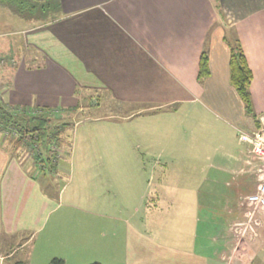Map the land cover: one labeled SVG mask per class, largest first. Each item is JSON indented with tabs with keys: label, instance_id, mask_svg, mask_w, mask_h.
<instances>
[{
	"label": "crops",
	"instance_id": "1",
	"mask_svg": "<svg viewBox=\"0 0 264 264\" xmlns=\"http://www.w3.org/2000/svg\"><path fill=\"white\" fill-rule=\"evenodd\" d=\"M29 1L35 3L31 14L0 0V33L20 37L17 59L0 54L1 101L86 113L72 118L68 146L74 126L106 118L95 116L102 109L123 111L120 118L131 121V128L134 122L154 119L157 127L170 121L167 127L173 130L186 120L193 123L191 112L201 109L225 136L204 156L205 167L192 163L181 168L177 148L162 149L168 152L164 158L156 149L158 156H153L149 148L155 139H164L161 130L159 136H142L146 146L136 149L134 169L74 168L70 151L54 170H37L0 132V264H47L53 256L74 264H217L220 258L202 250L199 237L213 235L218 224L224 225L229 245L223 264H249L246 257L257 252L244 244L237 254L233 239L244 220V239L264 250V207L247 199L259 181L250 173L248 145L239 139L241 131L256 127L230 83L228 61L230 46L239 43L252 71L249 91L256 121L264 130V0ZM13 39L4 44L6 49L13 47ZM203 49L209 74L198 80ZM84 98L87 104L79 105ZM147 160L157 164L147 166ZM123 171L134 174L125 186L117 180ZM177 176L198 179L196 186L183 183L186 199L177 207L187 241L171 244L163 239L162 232L169 231L164 224L158 231L148 225L150 219H160L153 213L165 208L164 190L175 184L168 178ZM200 208L213 214L202 221L215 226L203 235L193 212ZM94 209L101 210L99 218L116 221L100 219L97 233L91 234L88 213ZM105 209H122L128 216L116 218ZM252 212L256 216L250 221ZM115 223L124 226L121 234ZM92 251L104 257L90 255ZM262 259L264 263V255Z\"/></svg>",
	"mask_w": 264,
	"mask_h": 264
},
{
	"label": "rangeland",
	"instance_id": "2",
	"mask_svg": "<svg viewBox=\"0 0 264 264\" xmlns=\"http://www.w3.org/2000/svg\"><path fill=\"white\" fill-rule=\"evenodd\" d=\"M13 26V25H12ZM15 26V25H14ZM14 38V43H11L13 47L7 49L4 47V44H7V41L9 39ZM20 37L15 34L11 35L9 33H0V54L5 55V54H12L14 57L17 59L19 56L18 50L15 49L17 47V44L19 41ZM17 42V43H16ZM33 49H31L32 51ZM29 50V52H31ZM46 53V50L43 51ZM38 61L43 62V58L38 57ZM43 66V65H42ZM42 68V67H41ZM5 77V76H3ZM95 98V97H94ZM97 98L93 99L92 101H96ZM86 105L87 104V99H80L79 100V105ZM53 112V116L55 118L54 122L55 123H61V122H66L68 125L72 123L74 119L72 118H80L83 115H86V113H82L81 111H78L76 109L74 110H68L66 109H56ZM76 112V113H75ZM81 112V113H80ZM85 112V111H84ZM115 113L117 116H114ZM98 114L101 117H106V118H101V120H82L78 123V125H75L73 128V134H72V145L68 146L64 144L61 148L62 152L60 155L64 157L66 153H69L71 151L72 154H74L73 159H74V168H92V169H98V168H120L121 170L124 169H134L135 161L136 158L134 156H139V150L137 151L136 149H141L146 146L145 141L142 136L145 138H150L151 136H159L161 130H164V139H155L153 147H150L149 150L153 148V156H158L157 150H161V157L164 158V152L166 151H172L175 148H177L176 151H181V163L179 164L181 168H187L189 164L192 165V163H195L197 166L203 165L204 167L207 165V161H205L204 156L211 152L213 150V145H218L219 143H223V137L225 134L223 131L220 130L218 126H215L212 122H210L209 115L199 109L198 111L191 112L192 118H195L193 123L191 121L186 120L185 123L182 125L180 124L179 127H177L175 130L173 128H168L167 126L171 123L169 121V124L164 127V125L157 127L158 122H155L154 119H144L142 121L134 122L133 126L134 128H131V121H125L123 118H120V116L125 115L123 111H112L109 109L99 111L95 116H98ZM210 119V120H209ZM255 121V120H254ZM139 127V128H137ZM147 127V129H146ZM256 127V126H255ZM260 126L256 127V129H259ZM152 132H150V131ZM136 131H141L139 136L136 135ZM150 132V133H149ZM264 132V130H263ZM7 134H12V133H7ZM70 137V129L66 130L65 136L67 139ZM264 137V135H263ZM143 140H141V139ZM137 139L139 141H137ZM71 140V138H70ZM157 140H160L157 142ZM167 143V144H166ZM177 144V146H176ZM248 145V144H247ZM72 148V149H71ZM164 148L166 151H163ZM163 149V150H162ZM247 150L245 153L247 154L248 158V163L250 164V173L256 175L255 180L260 181L259 179L262 178V173H263V164L261 163L260 160H256L254 157L249 158V145L246 148ZM168 153V152H166ZM114 155L115 157L112 158ZM21 159L27 160L31 159V156L28 154V151L21 150L19 154ZM112 156V157H110ZM195 157L194 159L191 160V157ZM111 159V160H110ZM98 162V164L96 163ZM147 166L154 164L156 162L147 160L145 161ZM157 164V163H156ZM99 165V166H98ZM253 165V166H252ZM160 166H158L159 168ZM258 167H263L261 168L262 171L259 170ZM255 168V172H253V169ZM131 176L129 177V173L127 174L126 171H123L119 177H117V180L121 183V185L125 186L127 183V180H132V176H134L133 173H130ZM136 175V174H135ZM259 175V177H258ZM184 176H177L174 178L169 177L168 180H174L173 182L174 187L172 186L173 184L170 183L168 187L164 190V209H156L154 214V217H159L160 219L156 222L153 218L150 219L152 220L153 223L148 225L149 229L153 230H160L161 225L164 224V226L169 229V231L162 232L163 233V239L167 240L168 243H177V244H182L183 242L187 241V234L185 231L182 232L186 228L185 225H181L179 223L180 218V210H177L178 205H180V201L182 199H186V186L183 184L186 180L190 181V185L195 184L196 186V181L197 177L192 178H183ZM259 178V179H258ZM126 182V183H125ZM255 184V181H254ZM153 186V185H152ZM188 186V185H187ZM259 186V182L256 185V190ZM165 187V186H164ZM155 189V186H154ZM155 190H153L154 192ZM152 192V191H151ZM190 196V194H187ZM195 195V194H194ZM184 196V197H183ZM254 203V202H253ZM174 206L173 208H168V206ZM204 205L201 206V208ZM263 206V205H262ZM209 207V205L206 206V208ZM264 207V206H263ZM199 209L193 210L195 214H198L199 217V226H198V233H201L204 229L209 228V229H214L215 226L212 224H205L202 220L206 218L208 215H213L209 211L213 212L215 211V208H209V211L206 209ZM94 213H92V212ZM97 211L101 210H90V213H88V219L91 222L90 225L93 227L89 228V233L94 234L97 233L98 229V223L100 219L104 220L105 222H115L112 221V219H109L107 216L99 218V215L97 214ZM125 210H112V209H105V212L107 214H112L116 218H123L128 216V213L124 212ZM153 211V210H152ZM190 210H183L182 213L187 212ZM197 211V212H196ZM154 212V211H153ZM149 213V211H148ZM150 215V214H149ZM151 216V215H150ZM254 216H256V213L252 212L250 213V221L254 219ZM164 219V221H163ZM168 223V224H167ZM244 220L237 226L240 227V231L238 235H234V241H233V247H234V252L239 254L241 245H246V249L249 250V252L253 249L254 251L257 252L256 255L253 256H247L246 258L249 259V264H264L262 262V258L264 255V250L261 248H258V244H256V241H247L244 239L246 238V234L242 233V226H243ZM251 223V222H250ZM123 225H119L117 227V224L115 223V229L119 231V234L122 233L123 231ZM236 227V226H235ZM251 227L253 225L251 224ZM216 230L213 232V235L204 234V237L202 236L199 239V241L202 250L208 252L211 254V256L218 255L220 260H218L217 264H223L224 263V257L228 256L226 254V248L229 247L228 244H225V230H224V225L218 224L215 228ZM237 229V228H235ZM112 230V229H111ZM253 229L250 228V232ZM182 232V233H181ZM235 233V231H234ZM203 235V233L199 234ZM198 235V236H199ZM241 238V239H240ZM242 238L244 240H242ZM242 243V244H241ZM197 246H199L197 244ZM207 249V250H206ZM255 252V253H256ZM90 255H94L95 257H104L102 253H95L92 251ZM221 257H220V256ZM109 259V258H108ZM242 259V258H241ZM235 262V260L233 261ZM247 264V263H245Z\"/></svg>",
	"mask_w": 264,
	"mask_h": 264
},
{
	"label": "trees",
	"instance_id": "3",
	"mask_svg": "<svg viewBox=\"0 0 264 264\" xmlns=\"http://www.w3.org/2000/svg\"><path fill=\"white\" fill-rule=\"evenodd\" d=\"M17 5V11L31 14L34 4L29 0H8ZM229 80L235 88L243 103L248 116L253 118L255 126L256 113L252 103L249 86L252 80V71L246 60V56L239 43L230 46L228 61ZM209 74L207 49H203L198 62L197 78L202 80ZM52 108L48 106L11 105L0 99V132L5 140L10 142L14 151L27 150L31 161L37 170H54L62 156V146L66 143L65 133L68 123H55ZM14 131L13 134H5L4 131ZM47 264H74L66 263L62 257L53 256ZM85 264H104L100 261H92Z\"/></svg>",
	"mask_w": 264,
	"mask_h": 264
},
{
	"label": "built area",
	"instance_id": "4",
	"mask_svg": "<svg viewBox=\"0 0 264 264\" xmlns=\"http://www.w3.org/2000/svg\"><path fill=\"white\" fill-rule=\"evenodd\" d=\"M7 134L8 131L6 130ZM10 133H14L11 131ZM264 132L263 129H255L252 131H241L239 133V139L249 145V158H255L256 160H260L264 166ZM260 171L263 170L262 178L259 181V186L257 190L253 193L247 195V199L251 202H255L260 206H264V168L258 167ZM261 168H263L261 170Z\"/></svg>",
	"mask_w": 264,
	"mask_h": 264
}]
</instances>
